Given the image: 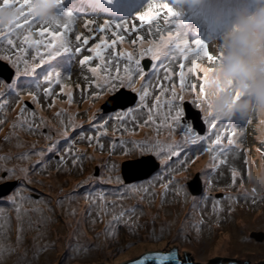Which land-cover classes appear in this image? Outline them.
Here are the masks:
<instances>
[{"label": "rangeland", "instance_id": "374dc122", "mask_svg": "<svg viewBox=\"0 0 264 264\" xmlns=\"http://www.w3.org/2000/svg\"><path fill=\"white\" fill-rule=\"evenodd\" d=\"M68 1L61 0L60 4ZM71 1L76 3L75 6L80 2V0ZM117 1L119 0L109 3L105 0L106 12L110 15L117 13L110 9V6ZM124 1L131 0H122ZM60 12L58 6L55 12L57 18ZM115 19L120 20L119 17ZM85 20L95 21V24L89 26L93 31L89 32L84 27ZM124 20L132 24L128 19ZM158 20L159 17L151 23ZM103 22L100 18L86 17L81 20L77 18L68 33L69 39L73 45H76L82 43L75 41L77 33L82 37L89 36V44L85 45L87 48L93 43H98L101 35L111 43V40L116 39L112 36V31H117L114 25L111 30L103 33L95 31ZM39 27H41L39 23L35 24L33 31ZM119 34L124 37L125 33L120 31ZM13 37L16 40L15 45L19 47L18 36ZM122 45L123 40H118L115 52ZM0 47V65L7 71L9 65L8 62H4L7 58L3 57V53L10 47L7 45ZM41 51L43 52L42 46ZM178 51H176L177 57L180 58ZM112 52L113 49H109L108 54L111 55ZM29 54L32 55L31 50ZM75 55L63 53L51 62L56 71L61 73L64 92H60V85L53 83L52 95L45 96L43 88L48 85L42 84L38 103L33 102L28 95L29 91L34 90L31 83L33 79L19 85L20 79L30 77L23 75L18 77L15 74L13 81L16 82V92L19 95L10 99L11 112L6 113L5 116L8 120L7 127L3 126L0 130V156L7 158L0 160V193L3 191L1 186H10V184L5 185L8 183L6 179L9 178V181L14 182V186L21 183L18 188L24 186L28 189L23 190L22 194L32 195L23 200L17 196L15 204L7 201L6 197L11 196L10 194H5L3 195L5 198L0 199V264H107L170 246H178L182 249L188 260L192 259V264H208V260L211 259L225 260L236 255L254 264L264 263V238L260 242L251 238L253 233L264 234V186L253 185L248 180L249 172L257 170L261 164H264V143L257 141L256 146L253 145L257 135L255 132L257 119L247 121V123L253 122L248 131L253 134L252 136L235 131V142L232 146H227L225 132L222 144L227 147L223 153L218 148L214 152L206 151L211 139L215 138L214 135L203 142L191 144L185 142L182 128L162 125L163 115L168 112L167 106L153 110L156 111L152 113L155 123L150 122L144 127L131 126L136 127L135 130H121L128 138L123 141L147 142L146 145L134 149L122 145L121 148L119 147L121 141L114 139L116 148H113L111 144L113 139L103 135L99 137V143L94 136L89 142V136L77 127L82 124L83 118L104 111V103L120 91L113 90L99 98L86 95L82 102L88 89L83 82L88 74L78 76L74 73L78 60L70 58ZM167 58L168 61L157 59L156 65L153 62L152 69L155 67V71L147 74V80L155 76L159 81L158 91L155 89L152 98L146 101L151 102L147 108L148 114L156 96L160 95L161 87L171 89L175 84L177 90L180 88L179 77L176 75L179 67L173 72L169 71V68L166 69V65L171 62L170 55ZM109 71L112 73V67L103 64L96 75L101 77ZM166 72L170 77L168 80L165 79ZM185 73L184 101L188 100V103L196 108L191 103L195 98L192 87L194 85L198 93V81L196 82L187 71ZM40 79L43 80V77L41 76ZM155 82L153 81L151 85ZM200 82L201 80L199 84ZM69 90L72 93L71 103L68 102L67 96ZM0 93L3 94L2 91ZM170 94L167 92L161 96V101L166 100ZM24 99L29 100L36 107L33 113L37 121L32 120V114L30 116L32 132L25 123L23 127L19 126L24 122L20 107ZM124 100H132L131 95L127 94L117 102ZM17 106L18 109L14 110ZM80 108L82 111L79 110ZM198 110L200 119L204 122V112ZM76 113L81 119L76 117ZM62 116H66L68 122H63L64 118H60ZM129 118L133 117L129 116ZM129 121H141V117ZM239 121L238 118L231 121L232 127L238 125ZM228 123V121L218 122L216 131L223 130L219 127L220 124L228 125ZM68 125H71V128L65 127ZM205 125L206 131L203 129L197 135L209 136L208 125L206 123ZM99 126L96 129H104ZM124 126L128 127L126 124ZM140 128L147 129L138 132ZM65 130L77 132L79 136L77 143L73 139L62 143ZM104 132L103 130L102 133ZM115 132H119L118 128ZM107 135L114 138L113 133ZM145 135L149 140L141 138ZM23 136L27 138V142L22 141ZM157 141L162 146L172 144V150L179 155H171L168 151L157 154L155 148L148 150L147 145L154 146ZM100 144L103 145L102 150ZM57 154L60 158L54 160ZM146 154L153 155L159 162L156 171L158 175L155 174L152 178L142 181L123 182L121 164L129 159H140ZM213 155L216 156L215 161ZM242 156L244 163L241 161ZM172 157L173 161H171ZM76 158L79 159L74 165L73 159ZM220 160L224 163H220ZM213 164L216 166L213 167ZM143 166L130 169L129 177L141 174L144 170ZM3 169H13L15 174L9 175ZM21 169L26 170L28 175L24 176V171ZM232 169L238 170L235 182H233ZM170 181L174 182L169 183ZM164 184H169L166 191L162 187ZM189 184L195 194L199 191L200 194H191ZM133 186L138 190L132 191ZM91 187L94 188L86 190ZM145 188L147 191L144 190ZM101 194L103 200L100 199ZM18 205L20 221L17 220ZM50 230L55 232L52 233ZM81 231L86 234L84 237ZM57 246H60V249H57Z\"/></svg>", "mask_w": 264, "mask_h": 264}, {"label": "snow or ice", "instance_id": "6c2138e0", "mask_svg": "<svg viewBox=\"0 0 264 264\" xmlns=\"http://www.w3.org/2000/svg\"><path fill=\"white\" fill-rule=\"evenodd\" d=\"M61 2V0H60ZM109 3L114 2V0H108ZM32 4L33 0H3L2 3H0V7H15L20 10V14L13 22L7 27L0 28V37L5 38L8 45L15 47V42L8 38L11 35H17L20 40V47L18 48V53L16 60L11 61L10 57H4L9 59L16 68V74L17 76H28L33 77L32 85L34 87V90L29 91L28 95L31 98L33 102L38 103V97L39 92L41 89L42 84H47V87L43 88V94L45 96H51L52 95V84L55 83L57 85H60V92H64V85L61 82V73L59 71H56L55 66L51 63L54 61L57 57L61 56L63 53H72V54H80L82 52L83 46L89 44V36H81V34L77 33L75 35V41L81 42L76 45L72 44V41L69 39L68 33L71 31L73 24L75 23L76 19L68 18V19H58L56 16L51 17L48 21H40L38 18L33 14L32 11ZM161 10L164 11V23H167L168 18L175 15L173 9L169 6L168 3H156V0H148L147 5L143 11H137L135 12V21H139L141 26H143L145 23H148L149 25L153 20H155L157 17L161 15ZM131 16V14L129 15ZM39 23L41 27L33 31V28L35 24ZM95 24L94 20H85L84 21V27L89 30V32L93 31L90 25ZM44 25H47L45 27ZM114 25L115 29L117 31H112V36H114L116 39L111 40V43L108 42V40L105 39L104 36L99 37L98 43H93L91 47L87 48V52L91 55H84L82 59L79 60V63L83 65L89 64L94 59L100 60L101 62L105 61V52L108 49H113L112 56L113 58H116L117 54L115 52V45L118 40H123L124 37L119 34L120 31L128 32L129 30L135 32L136 26L135 24H129L126 20L120 19L118 22H112L109 20H105L102 24L98 26V28L95 29V31L103 33L105 31L111 30L112 26ZM157 31L159 32L160 29L157 28ZM141 37H137V40H140ZM164 37H161V43L158 45H153L152 41L148 42V47L141 48L138 55L139 57H145L150 56L152 59L157 60L158 53L160 52L162 46L166 43ZM133 43H136V41H133ZM195 47H188L185 43H181L177 45V48L179 49L178 53L179 56L183 60H187L189 58V55H199L203 54V56L211 63L215 64L221 57L222 52L216 51L213 53L210 51V49L204 45L201 41H195L194 43ZM41 46L43 47V52L41 51ZM31 50V62L24 58L29 54ZM120 58H126V64L124 67V76L117 75L113 77L110 73L106 76H104L103 84L97 83L98 89H103L105 87L108 88V90L113 91L116 88L115 81H119L120 85L123 87H132V80H133V72H137L142 75L143 69L141 68V59L137 58L136 54L134 53H128L125 51L119 52ZM111 60L107 61V64H111ZM23 63L24 67L21 69L20 65ZM134 66V67H133ZM118 67V65H117ZM37 69H41V71H37ZM101 69V64H97L96 67L89 68V71L92 72L94 75L98 73V70ZM153 71H155V67H153ZM197 71H200L203 73V77L201 79L200 85H199V91L196 93L195 86L192 87V92L194 95V99L191 101L193 105L197 109H201V101H206L208 92L207 89L210 86V84H216L217 87L218 81L214 80L211 76L212 72L214 71L213 67H201L198 65L197 61L195 59L192 60L191 66L187 68V73L189 74H195ZM176 75L179 77V83L180 88L177 90L175 84L172 85L171 89L163 88L161 87L160 95L156 96L155 101L153 102L151 108L149 109V115L147 120L144 121V124L138 125L139 127H144L148 125L150 122L155 123L153 119V115L151 114L153 110H159L162 106H167L168 112L164 113L162 125L166 124L169 128H173L174 126L181 127L184 132V138L185 142L191 143V144H197L198 142H203L205 139H210L211 135H214L215 138L211 139V143L207 146L206 151L214 152L218 148L221 153H223L226 150L227 146H232L234 144V135H235V128L232 127L231 121H229L228 125H222L220 124L219 127L223 130L216 131L218 128V122L220 120L212 118L211 113L207 116L204 115V122L208 125V133L209 136H202L197 135L195 132V126L191 123L185 122L183 125L181 124L182 118L185 115V107L183 104L184 101V95L183 93L186 91V78H185V65L183 63H180L179 65V71L176 72ZM43 77V80L40 79V77ZM165 79H170L168 73H165ZM126 81V82H125ZM16 82L13 81L12 85H8V88L10 90L9 94H15L19 95L18 92H16ZM142 91L132 87V91L139 92V100H140V110L143 111V108L146 107V98L150 95L149 88L147 85H141ZM170 92L171 94L168 96V98L164 101H161V96H163L165 93ZM3 94L0 93V96ZM94 96H99V92H94ZM237 97H239V93L236 94ZM68 96V102L71 103L72 101V93L69 90L67 93ZM7 100H4L3 104H0V108H3L7 104ZM17 103H21V101H17ZM53 103H55V100H53ZM51 106V105H50ZM202 110V109H201ZM27 111V109L22 105L21 106V116H23L24 112ZM174 113V114H173ZM35 115V113H32ZM57 115H61V113H57ZM132 115V112H125L121 115H118L116 118L117 120L123 125L124 120L127 116ZM19 119V117H18ZM95 119V117H93ZM27 123V121L22 122L19 126L23 127V124ZM106 124L107 121H105L104 124L100 125L99 127L105 128L104 133L97 132V136L95 137L97 143H99V137L103 134L106 135ZM17 125H14L16 127ZM29 129H31V124L28 125ZM125 131H128L127 128H125ZM225 132L227 133V146L222 144V140L225 136ZM65 136L68 135L67 131L63 133ZM89 142L93 140V137H88ZM121 144L127 143L126 141H121ZM134 147H138L141 145H146L147 142H138V141H132L131 142ZM115 146V145H113ZM55 147V146H53ZM99 147L101 150L103 149V145L100 144ZM148 150H153V148L156 149L157 154L162 151H168L171 155H179L178 152L173 151V145H161L159 141L156 142V144L153 145H147ZM52 149L50 148L49 151ZM24 158V157H21ZM6 157L0 156V160H5ZM77 159H73V164L75 165L77 163ZM213 160H216V156L213 155ZM220 163H224L223 160H220ZM216 165L213 164V167ZM9 173V175H14L13 169H3ZM21 171H25L24 169H21ZM238 175V170L232 169V177L233 182H235V179ZM174 181H170L169 183H172ZM162 187L165 189V191L168 189L169 184H164ZM25 190L24 186H22L19 189H16L13 195L6 197L7 201L9 203L15 204L16 203V197L20 196V199L23 200L25 197L21 196V192ZM132 191H137L138 189L133 186L131 188ZM147 191V189H144ZM3 194L0 193V199H4ZM100 199L103 200V194L100 195ZM19 211L20 206H17V218L19 219ZM123 215V213H121ZM114 219H117L114 217ZM170 258H174V254H150L147 256H144L134 262H130V264H147L148 261H155V264H161V261L169 260Z\"/></svg>", "mask_w": 264, "mask_h": 264}, {"label": "clouds", "instance_id": "9594fccd", "mask_svg": "<svg viewBox=\"0 0 264 264\" xmlns=\"http://www.w3.org/2000/svg\"><path fill=\"white\" fill-rule=\"evenodd\" d=\"M59 4L60 0H33L32 11L38 20L42 22L48 21L55 16ZM172 4L196 7L211 4L225 5V7L218 10L219 15L217 16L220 21L227 22V27L222 30L220 37L222 57L215 64L209 62L206 58H195L201 67H213L214 71L211 76L218 81L219 85L217 87L216 84H210L207 89V100L201 101V109L205 116L210 112L212 118L220 121L229 122L238 118L247 122L253 118L257 119L255 127L256 138L261 143H264V0H172ZM146 5L144 3L140 10L143 11ZM171 8L173 9V7ZM19 14L20 10L15 7H0V28L7 27L15 22ZM128 39L129 34L126 35L125 33L123 45L127 43ZM12 40L16 42L14 38ZM4 45L10 47L8 51H5L6 53L17 55L16 47L8 44ZM134 47L136 46H130L131 49ZM138 49L139 47L136 48V50ZM141 62L143 73L139 78L140 81L136 82L133 87H136L146 77L147 67L150 66V63L146 62L145 59ZM186 62L187 60L182 61L183 64ZM8 65L9 68L6 72L12 73L9 62ZM170 66H173L172 62L166 65V69L169 68V71H171ZM188 67L190 66H185V71H187ZM75 70L74 73L79 76L80 72L76 66ZM194 75L197 81L203 77V73L200 71H197ZM158 89L159 87L157 91ZM121 90L129 93L132 98L135 97L129 89L123 88L119 91ZM237 93H239V97H237ZM183 103H188V100L183 101ZM1 109H8V112H11L8 107ZM193 109L200 114L198 109L194 107ZM102 112L104 117L112 113V111ZM143 118L145 119V117ZM111 127V123L106 126V128ZM196 134L198 133L196 132ZM148 155L150 154L144 156ZM150 156L153 157V155ZM131 160L133 159L128 161ZM248 180L253 185L264 186V164H261L257 170L250 171ZM8 183L14 182L8 181ZM15 186L13 185V187ZM13 187L11 191L14 189ZM211 260L217 263L216 261L220 262L223 259ZM191 261L192 259L189 260L190 264H192Z\"/></svg>", "mask_w": 264, "mask_h": 264}, {"label": "trees", "instance_id": "16d2710c", "mask_svg": "<svg viewBox=\"0 0 264 264\" xmlns=\"http://www.w3.org/2000/svg\"><path fill=\"white\" fill-rule=\"evenodd\" d=\"M98 1L104 2L103 0H98ZM156 3H159V0H156ZM140 9L141 8H139L138 11ZM164 15H165V13L164 12H161V15L159 16V20H158L159 23L158 24L150 25L148 27H145L147 29L145 31H144V29H142L143 31L141 29H138L139 26H141L140 22L139 21H135V19H132L131 20V23L132 24L133 23L135 24L136 31L135 32H132L131 30L128 31V33L126 35L129 34V39L127 40V43H125L123 45L122 49L120 51H117L116 52V54H117L116 58H113L112 54L111 55L105 54V61L104 62H101L100 60H98V61L92 63V61H91L89 64L83 65V66L81 64H79V62H78L77 66H78L79 72H80V75L79 76H84V74H88L87 79H85L84 82H83V85H85V87L88 88V89H87V91L84 94V98H83L82 102H84V99H85V96L86 95L94 96L93 95L94 92H99V96H96L98 98L101 97L102 95L104 96L105 94H109L110 92H112V91L108 90L107 87H105L103 89H98L97 86H96L97 83L103 84V79L102 78L104 76H106L107 74L105 73V74H103L100 77V76L94 75L92 72H90L89 71V68L94 67V66L96 67L97 64H101V66H103V64H107V61L108 60H111L112 61L111 64L110 65L107 64L108 66L112 67V69H113L111 75L113 77H115L117 75L124 76V67H125L126 61H122V60L119 61L117 59H126V58H120L119 55H118L119 52H121V51H125V52H128V53L133 52L134 50H132V51L130 50V46L131 45H135L136 48H138V47L146 48V47L149 46L148 45V42L149 41H152L153 42V45H158V44L161 43V37L160 36L164 35L167 38V37H171V36L174 35L173 33H171L172 32V29H171L172 25L170 23H168V21H167V23H164ZM157 28L160 29L159 32L157 31ZM144 32H147V33L144 34ZM137 37H141V39L140 40H137ZM165 40L167 41V39H165ZM170 40H173V41H171V42H168L167 41L165 43L166 46L174 45V43L176 44V42H175L174 39H171L170 38ZM133 41H136V43H133ZM171 52H172V58H170L169 60H171V62H172V65L173 66H170V70L173 72L174 70L177 69V67H179L180 63H182V58L180 60V58L177 57V52H176L175 49H172ZM165 53H167V52L161 48L160 52L158 53L157 59L158 60H161L164 57V54ZM84 55H91L90 53L87 52V46L84 47ZM136 56H137V58H140L141 61L143 59H146V58L149 57V56L139 57V55H136ZM117 65H118V67H117ZM184 65L185 66H191V58H189ZM141 68H142V66H141ZM191 75L195 78V75L194 74H191ZM137 76H138V73L134 71L133 72L132 87L135 85L136 82L140 81V79ZM194 78H192V80H194ZM196 82H197V79H196ZM115 84H116L115 90L123 87V86L120 85V82L119 81H115ZM197 84L200 85L199 84V81L197 82ZM132 87H124V88L131 89L132 90ZM155 87H156V85H151V84H150V88L148 86V88H149L150 91H151V88L154 90ZM135 88H137V87H135ZM153 90H152V92H150V95L146 98V101L147 100L149 101L152 98V96L154 95V93H153L154 91ZM137 93L139 95V92H137ZM146 101H145V103L148 106V103H151V102H146ZM155 112L156 111H153L152 113H155ZM139 113H141L142 115H145L144 111H141L140 110ZM157 115H158V113H157ZM60 118H64V121L63 122H68V118L66 116H64V117L62 116ZM32 120L33 121H37V119L34 117V115L32 117ZM182 121L183 122L181 124L183 125L186 122V120L185 119H182ZM117 127L118 126H116V128ZM178 128H181V127H178ZM235 129H237V130L240 129L244 133H247L248 130H249V128L242 127V126H236ZM254 143H253V145H254ZM221 158H223V156ZM160 177H162V175ZM142 198H143V196H142ZM138 207H140V206H138ZM139 209H142V207H140ZM139 216H140V214H139Z\"/></svg>", "mask_w": 264, "mask_h": 264}, {"label": "water", "instance_id": "95a60500", "mask_svg": "<svg viewBox=\"0 0 264 264\" xmlns=\"http://www.w3.org/2000/svg\"><path fill=\"white\" fill-rule=\"evenodd\" d=\"M12 73H7L5 71L4 68L1 67L0 65V78L4 79L6 82H9L10 78H11ZM121 94V95H119ZM129 94V93H127ZM126 92L124 91H120L117 95H115L113 98H109L105 103H104V111H115L117 109H124L128 106H130L133 103L134 98H132V100H124V101H118V99L120 98H125V96L127 95ZM112 102H117L116 104H112ZM184 107L186 109L185 111V117L184 119L187 120L189 123L193 124L195 126V131L199 134L201 131H203L204 129V124L202 123L201 119H200V114L198 111L194 110L193 107L189 104V103H183ZM26 105L31 107L27 102ZM144 165V166H143ZM143 166L144 170L141 174L133 176V177H129V173H130V169L132 168H138ZM148 166V167H147ZM121 177L123 182H129L130 180L132 181H142L144 179L149 178L153 173H155L157 171V169L159 168L157 162H155V159L148 155V156H143L140 159H135V160H131V161H127L124 162L123 164H121ZM10 184V186H1V189H3V191L1 192L3 195L8 194L14 183H5V185ZM5 188H7L6 190H4ZM189 188V192L191 194H195L193 191V188L190 186V184L188 185ZM199 191V190H198ZM199 192H196L195 195H198ZM251 238H254L256 241L260 242L262 241V239L264 238V234H259V233H253L251 235ZM176 248L178 249V253L179 255L177 256V252L176 250H169L168 252H166L165 249H159V250H155L152 251V253L150 254H174V258H170L169 260L166 261H161V264H190L185 252L180 249L178 246H176ZM165 251V252H164ZM144 256H147V254H143L142 256L140 255L137 257H133L127 260H123L120 262H116V263H107V264H130V262H134ZM136 258V259H135ZM135 259V260H134ZM132 260V261H131ZM217 263H215V261L210 260V262L208 264H254L251 263L239 256H233L230 257L228 259L222 260L220 262L216 261ZM147 264H155V261H148Z\"/></svg>", "mask_w": 264, "mask_h": 264}, {"label": "flooded vegetation", "instance_id": "af4514ba", "mask_svg": "<svg viewBox=\"0 0 264 264\" xmlns=\"http://www.w3.org/2000/svg\"><path fill=\"white\" fill-rule=\"evenodd\" d=\"M15 169H16V168H15ZM27 169H28V167L26 168V170H27ZM25 174L28 175V173H26V172L24 171V176H25ZM3 176H4V174H2V177H3ZM22 178H24V177H22ZM8 179H9V178H7L6 180L9 181ZM19 185H21V183H17L16 186H15V188H14L9 194H10V195H13V193L15 192V190H16V189H19V188H18ZM25 185H28V184H25ZM28 187H30V186H28ZM27 190H28V189L25 188L24 191H27ZM9 194H8V195H9ZM21 195H22L23 197H29V196H31L32 194H26V193H23V194H22V193H21Z\"/></svg>", "mask_w": 264, "mask_h": 264}, {"label": "bare ground", "instance_id": "6f19581e", "mask_svg": "<svg viewBox=\"0 0 264 264\" xmlns=\"http://www.w3.org/2000/svg\"><path fill=\"white\" fill-rule=\"evenodd\" d=\"M195 8V7H194ZM193 8V9H194ZM196 9V8H195ZM194 9V10H195ZM193 10V11H194ZM192 13V12H191ZM143 129H147V128H143ZM143 133V132H142ZM86 190H88V189H86ZM81 219V218H80ZM18 221H20V218L19 219H17ZM241 222V221H240ZM242 223V222H241ZM244 225V224H243ZM52 233H54L55 231L54 230H50ZM81 233H82V235H83V237L86 235L83 231H81ZM55 235V234H54ZM56 237H58V236H56ZM62 238V236L60 237V239ZM234 238V237H233ZM60 239H57V240H60ZM237 239V238H236ZM235 240V239H234ZM19 248H20V246H19ZM57 249H60V246H57Z\"/></svg>", "mask_w": 264, "mask_h": 264}]
</instances>
